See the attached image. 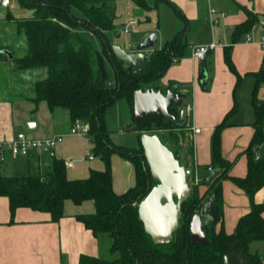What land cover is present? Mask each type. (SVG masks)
Instances as JSON below:
<instances>
[{"label": "crops", "instance_id": "0c3cea01", "mask_svg": "<svg viewBox=\"0 0 264 264\" xmlns=\"http://www.w3.org/2000/svg\"><path fill=\"white\" fill-rule=\"evenodd\" d=\"M114 1L116 5V0ZM168 1L178 8L183 16L180 19L175 15L182 23V27L176 32L186 27L184 38L188 46L185 56L170 65L155 85L161 90L172 89L173 92L185 93L187 97L183 105L185 128L173 129L177 141L170 140L172 147L166 144L189 171L188 182L193 185L196 178L197 183L194 185H198L203 191L206 188L203 183L211 177L207 167L218 170V167L212 164V133L232 108L235 111L228 115L227 126L221 130L218 138L219 154L229 163V177L242 178L247 173L245 150L250 147L252 141L257 118L256 107L261 105L264 108V83L254 92V73L259 70L264 59V47L259 44L264 37V27L261 24L264 18V0ZM119 2H126L127 5L125 10L114 5L115 24L119 28L108 34L114 45L118 44L130 51L145 35L155 33L157 41L154 48H159L176 33H165L159 24L157 0H145L148 9H144V14L140 13L138 18H143L147 11H154L156 16H145L143 22H137L134 17L125 13L131 7V4H128L130 0ZM163 3L169 9L164 1ZM134 8L137 10L139 7ZM211 9L215 13L210 14ZM138 10L142 11L140 8ZM170 11L172 12L171 9ZM248 13L253 16V25L247 33L234 40L233 28L245 22ZM33 15V10L21 8L16 0H9L7 6H1L0 0V153L3 155L0 173L4 176H23L30 166L44 169L52 156L64 161L68 180L86 179L90 170L104 169L101 158L92 152L93 144L87 136L70 134L72 124L66 111L57 109L51 112L44 101L36 105L28 100L33 96V83L46 76L45 68L20 71L14 66L13 57L21 56L15 55L17 50H21L16 38H21L19 40L23 42L14 20L29 19ZM129 20L135 21L136 25L125 35L122 29ZM247 34L250 36L248 41L245 36ZM92 42L98 48V40L94 36ZM212 42L217 46L207 53L203 61H198L192 56L191 47ZM23 43L25 46V42ZM224 47H230V59L239 75L238 83L235 74H232L224 63ZM2 51L9 52L12 58H8ZM107 69L108 84L113 86V70L109 66ZM203 79L204 84L201 82ZM172 112L175 116L179 114L177 108H173ZM105 114V127L109 132L110 142L115 146L132 149L137 147V133L129 128L133 123L129 101L123 98L116 100L107 107ZM28 122L34 124L33 128L27 126ZM193 128H197L199 132L195 133ZM17 133H24L27 139L35 140L61 134L63 139L53 148L30 149L27 156L12 157L7 144ZM111 136H114L113 140ZM252 149L254 158L262 157L264 142ZM110 161L111 188L119 195L134 186V167L116 153L110 155ZM220 184L222 217L215 229H222L230 234L234 231L239 217L249 212L250 202L244 191L228 178L222 179ZM253 198L254 202L264 204V186L255 192ZM94 209L91 199L80 204L64 200L62 216L57 222L51 221L47 212L25 207H17L10 216L8 198L1 195L0 264H80L82 256L106 260L107 255L112 254L109 236L90 232L75 218L76 215L90 214ZM261 213L264 219V207ZM248 252L257 254L264 264V241L250 242ZM115 257L116 254L111 259Z\"/></svg>", "mask_w": 264, "mask_h": 264}, {"label": "trees", "instance_id": "16d2710c", "mask_svg": "<svg viewBox=\"0 0 264 264\" xmlns=\"http://www.w3.org/2000/svg\"><path fill=\"white\" fill-rule=\"evenodd\" d=\"M9 1V0H8ZM21 8L31 9L32 18L14 20L16 28L25 42V52L13 57L14 66L20 71L45 68L46 76L33 83V96L28 98L34 104L44 101L49 111H66L71 124L75 120L87 126V139L93 144L92 152L101 158L103 171L90 170L86 179L68 180L65 163L61 159L49 157L44 169L30 166L23 176H4L0 173V196L8 198L10 216L17 207L49 213L53 222L60 220L63 201L73 204L92 200L95 209L90 214L76 215L84 227L94 234L104 233L110 238V252L113 259L80 257V264H263L257 254L248 252V245L254 241H264V204L254 202L253 195L264 186V155L254 158L253 147L264 142V108L256 107L257 118L247 155V173L244 177L231 178L227 175L229 163L219 154V135L226 127V119L234 108L215 127L212 140V164L217 171L207 179L201 191L198 185L190 187V195L181 206V217L172 240L165 245L154 244L143 231L137 216L136 201L144 197L148 187L155 184L150 180L147 187L148 169L143 162L142 149L115 146L110 142L105 127V111L118 99H127L132 107V92L137 89L156 86V82L170 65L185 56L188 46L184 38L186 27L173 34L171 39L159 48L149 51L146 69L133 73L131 67L119 63L112 54L113 41L108 34L118 30L115 24L116 10L109 0H16ZM141 9H148L145 0H133ZM164 1L176 16L182 19L178 8L168 0ZM253 16L248 13L247 20L233 28L234 40L247 33L253 25ZM88 35L98 40V48ZM117 34H114V36ZM233 40V41H234ZM230 47H224V63L239 75L230 59ZM1 55V54H0ZM126 65V66H125ZM109 66L113 70V86L108 84ZM256 88L264 83V59L254 73ZM172 90V89H171ZM71 125V126H72ZM152 128L147 127V129ZM168 121H162L156 130H164L160 142L167 147L166 140L177 141ZM139 141V137H138ZM169 148V147H168ZM170 149V148H169ZM112 153L119 154L134 167L135 184L132 188L116 195L111 188ZM176 156V153H174ZM28 155V154H27ZM37 161V156L34 154ZM178 158V156H176ZM2 161L0 160V168ZM228 178L241 188L249 198V212L239 217L235 229L227 234L222 229L216 231L221 214V181ZM213 197L209 209L212 217L203 226L206 245H192L188 241V226L191 217Z\"/></svg>", "mask_w": 264, "mask_h": 264}, {"label": "water", "instance_id": "95a60500", "mask_svg": "<svg viewBox=\"0 0 264 264\" xmlns=\"http://www.w3.org/2000/svg\"><path fill=\"white\" fill-rule=\"evenodd\" d=\"M157 38L155 33H149L143 40L125 51L118 44L111 46L112 54L119 63L131 67L133 73L144 71L147 66V51L155 47ZM132 47V46H130ZM12 58L10 53L2 51ZM204 84V79L201 80ZM133 123L129 127L136 133H141L139 142L142 149L143 162L148 169L147 187L150 180L155 184L148 187L147 194L138 199L137 216L142 223L143 231L150 237L154 244L165 245L172 240L177 231L178 222L181 217V206L190 195V185L187 177L189 171L174 156L172 151L160 142L158 135L145 133L144 129L150 126L159 127L161 122L168 121L174 127H183L185 112L183 105L186 95L182 92H173L171 89H137L132 92ZM178 109V116L172 112ZM27 126L33 128L34 124L28 122ZM114 136H111L113 140ZM213 197L207 201L191 217L188 226V241L190 244L206 245L204 225L212 221L208 213L213 202ZM224 264H228L225 258Z\"/></svg>", "mask_w": 264, "mask_h": 264}, {"label": "built area", "instance_id": "2783aa9c", "mask_svg": "<svg viewBox=\"0 0 264 264\" xmlns=\"http://www.w3.org/2000/svg\"><path fill=\"white\" fill-rule=\"evenodd\" d=\"M9 3L8 0H1V6H7ZM215 13L213 9L210 10V14ZM261 24L264 27V18L262 19ZM136 25L135 21L129 20L127 23L124 24L122 33L127 35L129 34L131 28ZM246 40H250V36L247 34ZM260 46L264 47V37L259 42ZM217 46L216 43L212 42L209 44H204L203 46H195L191 47L192 56L197 59L198 61H203L207 55V53L214 49ZM87 126L79 121L75 120L73 125L70 127V134H76L79 136H86L87 135ZM195 133L199 132L197 128H193ZM62 135L58 134L54 137L47 138L44 140H35V139H27L24 133H17L14 138L7 144L8 151L12 157L15 156H27L30 149H48L53 148L58 142L62 140ZM0 160H3V155L0 153ZM207 170L210 172V175L214 174V170L211 167H207ZM194 184L197 183L196 178H194Z\"/></svg>", "mask_w": 264, "mask_h": 264}, {"label": "rangeland", "instance_id": "374dc122", "mask_svg": "<svg viewBox=\"0 0 264 264\" xmlns=\"http://www.w3.org/2000/svg\"><path fill=\"white\" fill-rule=\"evenodd\" d=\"M111 1V3H113V5H115V1L114 0H109ZM152 1V0H150ZM158 3H157V8L156 10H158V17H157V20L159 21V24L161 25V27L163 28L164 32L165 33H173V32H176V30H178L180 27H182V23L180 22V20L175 16L174 12H171L170 9H168L166 7V5L163 3V1L161 0H157ZM133 1L130 0V2L128 4H131V7H129V10H127L125 13H127V15L129 17H134L135 20L137 22H143L144 19L143 18H146L145 16L149 17V18H155L156 16V13L154 11H147L148 13L145 14L143 16V18H138L140 16V13L144 14V9H141L142 11L140 12L138 9V6L135 4L133 5ZM127 5L126 2H119V0H116V5L117 7H121L122 10H125V6ZM134 7H137L138 9L135 10ZM122 20V19H121ZM174 30V31H173ZM88 37L92 40L93 39V36L92 35H88ZM17 39V43H18V48H21V50H17V52L15 53L16 56H20V55H23L24 54V51H25V46L22 45L24 44L23 42H21L19 39L21 38H16ZM94 42V40H93ZM123 48V47H122ZM124 49V48H123ZM125 50V49H124ZM126 51V50H125ZM11 97H13L12 95H10ZM12 102H14V98L12 100ZM56 111V110H54ZM152 128L150 129H147L146 128L144 129V132L145 133H149V134H156V135H159L161 138L163 137V135L165 134V131L164 130H156L154 129L153 126H151ZM141 133H137V140H138V137L140 136ZM63 139V138H62ZM139 142V141H138ZM166 143H168V145H170L172 147V142H170L169 139H167L165 141ZM139 145V144H138ZM188 181V179H187ZM188 185H190V187L192 186L190 184V182H188ZM113 254V255H112ZM112 254H108V260L111 259L112 257L115 256V253H112Z\"/></svg>", "mask_w": 264, "mask_h": 264}]
</instances>
